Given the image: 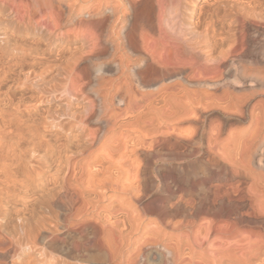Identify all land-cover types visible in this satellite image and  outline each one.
<instances>
[{
  "label": "bare ground",
  "instance_id": "obj_1",
  "mask_svg": "<svg viewBox=\"0 0 264 264\" xmlns=\"http://www.w3.org/2000/svg\"><path fill=\"white\" fill-rule=\"evenodd\" d=\"M0 264H264V0H0Z\"/></svg>",
  "mask_w": 264,
  "mask_h": 264
},
{
  "label": "rangeland",
  "instance_id": "obj_2",
  "mask_svg": "<svg viewBox=\"0 0 264 264\" xmlns=\"http://www.w3.org/2000/svg\"><path fill=\"white\" fill-rule=\"evenodd\" d=\"M35 6V5H34Z\"/></svg>",
  "mask_w": 264,
  "mask_h": 264
}]
</instances>
